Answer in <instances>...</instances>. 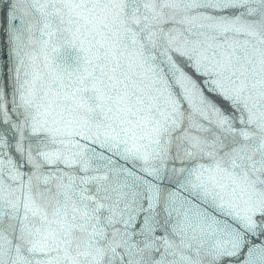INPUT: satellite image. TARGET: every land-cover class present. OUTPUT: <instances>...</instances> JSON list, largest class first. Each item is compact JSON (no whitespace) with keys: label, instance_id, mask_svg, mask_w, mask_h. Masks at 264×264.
<instances>
[{"label":"snow or ice","instance_id":"1","mask_svg":"<svg viewBox=\"0 0 264 264\" xmlns=\"http://www.w3.org/2000/svg\"><path fill=\"white\" fill-rule=\"evenodd\" d=\"M0 264H264V0H0Z\"/></svg>","mask_w":264,"mask_h":264}]
</instances>
